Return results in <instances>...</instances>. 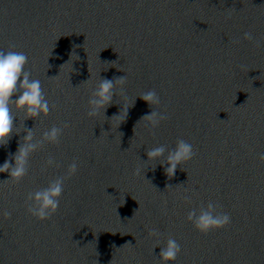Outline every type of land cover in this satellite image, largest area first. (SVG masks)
<instances>
[{"label":"water","instance_id":"water-1","mask_svg":"<svg viewBox=\"0 0 264 264\" xmlns=\"http://www.w3.org/2000/svg\"><path fill=\"white\" fill-rule=\"evenodd\" d=\"M245 32L264 37V0H0V50L26 53L56 105L37 121L14 113L19 134L0 146V165L26 135L22 125L37 139L69 125L59 144L31 155L22 181L0 173V264H161L150 229L162 233L161 247L168 236L181 244L169 264H264V44ZM121 76L124 94L117 85L105 113L89 117L99 78ZM150 89L169 117L154 130L139 121L152 111L139 97ZM123 105L117 128L111 118ZM178 138L197 154L169 179L146 149L174 148ZM49 157L58 166L46 167ZM74 159L58 211L32 217L28 193ZM208 201L232 222L204 235L186 216Z\"/></svg>","mask_w":264,"mask_h":264},{"label":"clouds","instance_id":"clouds-1","mask_svg":"<svg viewBox=\"0 0 264 264\" xmlns=\"http://www.w3.org/2000/svg\"><path fill=\"white\" fill-rule=\"evenodd\" d=\"M243 39L253 42L257 48L264 44V37H254L251 32H245ZM234 42L238 43L239 40ZM14 47L10 46L8 50H0V146H6L14 133L19 134V131L15 130L16 126L14 123L18 115H14V113H22L24 119L37 121L47 117L50 111L56 107L55 104H50L46 98L41 81L32 78L31 71L26 68L29 63L27 54L13 50ZM57 76L49 77V79H55ZM87 82H82V84ZM126 83V76L114 77L113 79L99 78L98 83L90 92L87 115L89 117H97L101 115V112L104 114L113 102L117 85L120 86V93L124 94V85ZM139 97L152 108L150 114L144 115L139 120L146 121V127H149L150 130L158 128L161 122L169 118L166 111L156 110L157 107L155 106H159L161 101L154 89L141 93ZM132 103L134 104V101ZM128 108L129 106L123 105L120 112L111 118V120L120 118L117 128L126 120ZM121 113H123L122 118ZM22 127L25 129L26 135L22 136L18 142L16 153L11 154L9 159L0 165V173H8L10 177L5 182L10 179L15 183L22 181L28 174L31 155L41 149L46 143L59 144L64 129L69 127V125L67 123L59 127L54 125L50 129L43 131L39 139L36 138L32 128L29 129L23 125ZM122 136L123 133H121L120 137ZM196 154L193 145L182 138H178L175 142V147L171 149L164 144L146 149L147 161H160L169 179L175 175L178 167L192 160ZM259 160L264 163V153L259 154ZM48 166L58 165H56L54 158L49 157L46 161V167ZM78 169V162L74 159L67 167L66 175L51 180L46 187L29 192L25 201L27 212L40 221L51 219L60 207L65 180L74 176ZM140 172L141 168L137 167L134 170V175L138 176ZM168 187H171V185H166V188ZM183 199L190 202L191 197L185 195ZM11 215V212L7 210L3 212L5 218H10ZM186 219L196 231L204 235L225 229L232 222L231 215L222 211L219 202L214 201H208L206 205L201 204L198 208H192L188 211ZM148 234L156 238L153 251L157 247L160 248L159 259L161 264H169V262L177 260L182 251V246L177 239L168 236L161 247L162 233L157 229H150ZM76 243L78 244V242Z\"/></svg>","mask_w":264,"mask_h":264}]
</instances>
